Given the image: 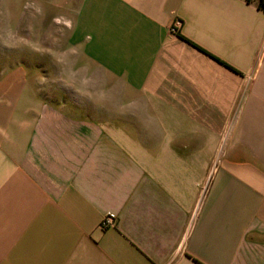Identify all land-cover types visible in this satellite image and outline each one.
Segmentation results:
<instances>
[{"label":"crops","instance_id":"0c3cea01","mask_svg":"<svg viewBox=\"0 0 264 264\" xmlns=\"http://www.w3.org/2000/svg\"><path fill=\"white\" fill-rule=\"evenodd\" d=\"M0 264H264V13L0 0Z\"/></svg>","mask_w":264,"mask_h":264},{"label":"built area","instance_id":"2783aa9c","mask_svg":"<svg viewBox=\"0 0 264 264\" xmlns=\"http://www.w3.org/2000/svg\"><path fill=\"white\" fill-rule=\"evenodd\" d=\"M181 23L179 21H177L173 27H172V33H177L178 32V28H180ZM115 223V219L113 216H109L105 219V221L102 224V227H107L108 225H113Z\"/></svg>","mask_w":264,"mask_h":264},{"label":"trees","instance_id":"16d2710c","mask_svg":"<svg viewBox=\"0 0 264 264\" xmlns=\"http://www.w3.org/2000/svg\"><path fill=\"white\" fill-rule=\"evenodd\" d=\"M247 3L251 4L254 3L258 10L264 13V0H244Z\"/></svg>","mask_w":264,"mask_h":264}]
</instances>
